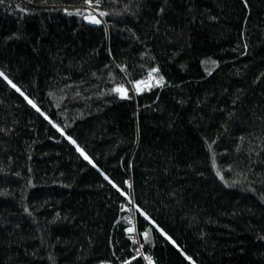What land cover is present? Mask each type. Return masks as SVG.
Here are the masks:
<instances>
[{
    "label": "trees",
    "instance_id": "16d2710c",
    "mask_svg": "<svg viewBox=\"0 0 264 264\" xmlns=\"http://www.w3.org/2000/svg\"><path fill=\"white\" fill-rule=\"evenodd\" d=\"M97 2L100 24L75 15ZM247 3L0 2V71L24 93L0 77V264H145L131 202L155 264H191L156 225L197 264H264V0Z\"/></svg>",
    "mask_w": 264,
    "mask_h": 264
},
{
    "label": "snow or ice",
    "instance_id": "6c2138e0",
    "mask_svg": "<svg viewBox=\"0 0 264 264\" xmlns=\"http://www.w3.org/2000/svg\"><path fill=\"white\" fill-rule=\"evenodd\" d=\"M0 2H3V0H0ZM85 3L88 4V5H92L93 3V0H85ZM242 3L244 4V6L247 8L248 6V3H247V0H242ZM17 7H20L19 5H17ZM21 11L22 12H27L29 11L28 9L26 8H21ZM63 11L65 13H67L68 15H72L73 14V11H70L69 9L65 8L63 9ZM160 12H163L164 11V8L161 7L159 9ZM75 12V15H79V16H82V18L85 20V21H88L90 22L91 24H100L101 23V19L99 17H103L105 15H107L108 13L105 11V10H102L100 9L99 7V4L97 2V5H96V8H95V14H93L92 11H88V10H85V11H81V10H74ZM15 33L13 34V37H15ZM244 47H247V45H244ZM153 72H158V69L157 68H153L151 69L150 73H149V81L148 82H145L144 80H136L134 81V84H135V90L137 92H142L144 91L145 87L148 89V90H151V88L154 86L153 83H152V80L154 79L152 76H151V73ZM0 77H3V79L7 82L8 85H10L13 89H15L17 92H21V89L17 86L16 83H14L3 71H0ZM163 80V77H160L159 81H156V83L158 84L160 81ZM143 86V87H142ZM114 91H116L117 93L120 94V96L122 98H128V90L127 88L123 87L122 85H117L114 89ZM21 95H24L23 92H21ZM25 99H28L27 96H25ZM28 103L31 104L34 108L37 109V111H40L39 108H37L36 104L31 100V99H28ZM58 127V126H57ZM61 132H63L64 130L61 128L59 129ZM69 141H71L72 144L76 145V148L77 150L81 153V155L84 156V158L86 160H89V162H91L89 156L87 155V153L84 151L83 148H81L79 146V144H77L76 140H74L71 136H68L67 137ZM105 179H108L107 177H105ZM111 183H113V187H116L118 189V191L120 192V195L123 196V197H129V193L123 191L122 189L119 188L118 185H116L114 182L110 181ZM124 183L128 184L129 187H131V184L128 182V181H124ZM25 211H28L27 208H25ZM141 214L146 218V219H149L151 220V217L148 216V214L146 212H143V210H141ZM152 223L155 224L156 222L154 220H152ZM157 228L159 229V231L177 248L180 250L181 254L185 256V258L191 262V264H197L196 260L193 259L192 256L188 255L187 253H185L183 251L182 248H180V245L177 243L176 240H174L172 238V236H170L167 232L164 231L163 228H160L159 225H156ZM124 231H126L127 233H133L135 231V229L131 226L127 227L124 229ZM142 235L146 238L148 236V233L147 231L143 232ZM262 239H264V237H262ZM133 243L134 244H139V241L137 240H133ZM140 247H143V245H140ZM137 256H142L143 259H146L148 261V264H155L154 260L151 258V257H148L147 255H144L142 254L139 250H137L136 252ZM132 259H135V257H133ZM100 264H106L105 261H101ZM122 264H130V260L128 259H125L122 261Z\"/></svg>",
    "mask_w": 264,
    "mask_h": 264
},
{
    "label": "built area",
    "instance_id": "2783aa9c",
    "mask_svg": "<svg viewBox=\"0 0 264 264\" xmlns=\"http://www.w3.org/2000/svg\"><path fill=\"white\" fill-rule=\"evenodd\" d=\"M131 203L132 204H130L126 208L125 218L124 219H125L126 223L128 224V227L129 226L133 227L135 229V231L133 233H127L126 232L125 235H127V237L131 241L133 254L135 256H137V254H136L137 250H139L143 254V247H140L141 240H140V235L138 234V228H137V224H136V219H137L136 205L133 202H131ZM134 239L139 241V244H134L133 243ZM144 262H145V264H148V261L146 259H144Z\"/></svg>",
    "mask_w": 264,
    "mask_h": 264
}]
</instances>
